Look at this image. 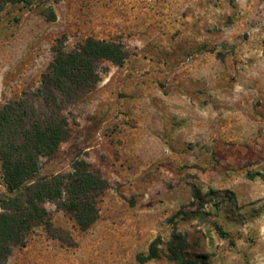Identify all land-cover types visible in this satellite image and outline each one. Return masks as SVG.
<instances>
[{"label":"rangeland","instance_id":"rangeland-1","mask_svg":"<svg viewBox=\"0 0 264 264\" xmlns=\"http://www.w3.org/2000/svg\"><path fill=\"white\" fill-rule=\"evenodd\" d=\"M121 42V65L65 113L70 135L34 178L82 158L109 187L73 243L34 228L4 264H175L157 236L182 233L199 264H264V0H18L0 11V105L35 88L58 38ZM5 193L1 178L0 197Z\"/></svg>","mask_w":264,"mask_h":264},{"label":"trees","instance_id":"trees-1","mask_svg":"<svg viewBox=\"0 0 264 264\" xmlns=\"http://www.w3.org/2000/svg\"><path fill=\"white\" fill-rule=\"evenodd\" d=\"M0 0V11L8 3ZM53 58L41 73L39 84L0 105V167L5 193L0 197V264L15 247L25 245L27 235L42 227L48 235L68 244L70 234L50 221L45 203H53L75 219L81 229L99 216L98 201L109 187L98 169L75 158L71 169L34 178L41 157L52 156L70 135L65 113L100 81L99 64L121 65L128 52L121 42L87 36L72 49L58 38L52 46ZM175 264H199L188 254L186 237L172 231L166 241L157 236L139 261L157 258L159 245Z\"/></svg>","mask_w":264,"mask_h":264}]
</instances>
